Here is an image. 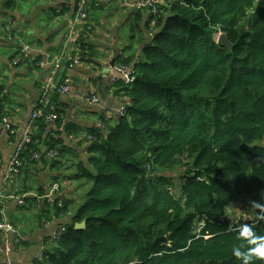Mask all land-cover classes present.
<instances>
[{
    "label": "trees",
    "instance_id": "trees-1",
    "mask_svg": "<svg viewBox=\"0 0 264 264\" xmlns=\"http://www.w3.org/2000/svg\"><path fill=\"white\" fill-rule=\"evenodd\" d=\"M100 7L90 0L89 21ZM157 7L154 15L131 10L128 30L149 41L142 59L115 60L134 67L131 82L112 84L124 112L86 133L88 166L77 161L73 176L91 185L34 264H240L232 254L243 243L239 229L248 224L264 235V212L250 203L264 202V0H164ZM91 31V24L80 27L55 87L36 106L41 115L19 173L60 162L65 147L54 134L77 137L62 116L59 88L74 56L81 62L95 54ZM221 32L230 49L217 43ZM3 117L0 105V123ZM49 151L57 156L47 158ZM58 203L56 216L67 214L68 203ZM235 204L253 219L230 218ZM81 221L85 227L74 229Z\"/></svg>",
    "mask_w": 264,
    "mask_h": 264
},
{
    "label": "crops",
    "instance_id": "crops-1",
    "mask_svg": "<svg viewBox=\"0 0 264 264\" xmlns=\"http://www.w3.org/2000/svg\"><path fill=\"white\" fill-rule=\"evenodd\" d=\"M99 2L101 7L92 10L93 17L87 23L92 27L88 40L95 54L68 70L70 90L61 97L62 116L66 122L77 126V137L72 133L67 136L65 132L54 134L65 147L62 156L56 158L60 162L54 165L50 161L41 162L4 180L15 146L31 118L32 109L38 104L41 86L51 70L50 63L41 67L39 60L49 62L61 50L75 0H35L24 6L18 0H0L3 20L0 24V105L4 117L15 128L14 133L0 131V190L5 195L0 217L25 238L22 245L17 246L14 233L0 228V244H11L8 255L0 252V264H5L8 258L17 264H34L45 250L53 248V235L70 222L71 214L83 202L90 186L88 181L73 176L76 173L74 163L82 161L88 166L86 133L98 127L102 118L113 116L123 103L112 87L113 79L123 77L115 67V60L118 56L129 55L137 60L142 45L149 41L146 35L141 42L139 37L134 40L128 35L123 37L126 27L133 24V8L125 6L122 0ZM21 40L30 44L33 59L13 65ZM112 60L113 65L110 64ZM128 67L129 70L134 68L132 64ZM91 95L98 98L97 103L87 100ZM54 183L58 186L52 192ZM23 195L25 202L19 204L18 198ZM55 202L61 205L67 202V214L56 216Z\"/></svg>",
    "mask_w": 264,
    "mask_h": 264
},
{
    "label": "built area",
    "instance_id": "built-area-1",
    "mask_svg": "<svg viewBox=\"0 0 264 264\" xmlns=\"http://www.w3.org/2000/svg\"><path fill=\"white\" fill-rule=\"evenodd\" d=\"M56 2L62 1V0H55ZM89 2L90 0H75V9L73 12V16L69 19L68 21V32L67 36L64 40L63 46L59 53L55 55L49 62L48 61H39V66L44 67L45 64L50 63L51 70L50 73L48 74V77L44 84L41 86V94L40 98L38 101V104L42 103L46 97H48L49 90L53 87H55L56 79L57 76L60 72V69L63 67V62L65 61L66 57L68 56V51L69 48L73 47L74 43L77 40L78 37V30L80 29L81 26L85 25L88 23V7H89ZM122 3L133 9H145L148 14L154 15L158 13V7L157 5H160L161 0H122ZM88 28H90L88 26ZM31 47L28 43H26L24 40H21L19 43V54L14 57L12 64L17 65L20 63L23 59L29 58L31 56ZM29 59H33L29 58ZM80 61L79 57L76 55L73 57L72 63L69 64V66L73 67L74 65L78 64ZM116 69L122 73L123 77L113 79V83L117 81L118 79H123L126 83L131 82V74L132 70H129L128 66L126 65H115ZM66 83L61 85L59 88V91L61 93H68L70 90V78L65 79ZM112 83V84H113ZM87 100L90 101L91 103H97L98 98L95 95L87 96ZM37 104V105H38ZM36 105V106H37ZM34 108L33 112L31 113V118L28 121V123L25 125L21 138L17 142L15 146V150L13 152V155L9 161L8 167L5 171L4 175V180H10L14 176L19 174L20 167L22 164V157L21 154L23 152L24 146L26 143L30 141V134L33 131L34 128V121L36 117L41 115V110L38 108ZM124 112V107L121 106L119 108H116L115 111L113 112V115L115 116H120ZM56 114H52L49 116V120L53 122L56 119ZM98 125H101V121L98 123ZM0 131H5V132H15L14 125L12 124L11 121H8L7 117H3L1 120L0 124ZM70 136V135H69ZM88 138H90L89 135H86ZM71 138V137H70ZM47 155L51 158H54L57 156L56 151H49L47 152ZM40 156L39 153H34V157L38 158ZM57 183H54L52 185V192L57 189ZM50 196V194L48 195ZM5 195L3 192L0 190V215L2 216V202L4 199ZM25 199L24 195L22 197L18 198V203L19 204H24ZM59 206H61V203H58ZM247 213V212H246ZM243 219H249V218H243ZM7 228L11 230L14 235L17 237V240L24 241V236L19 232V230L15 229L13 226L3 223V220L0 223V228ZM64 228L62 227L57 230V232L53 235L52 241L58 238V236L64 232ZM11 251V244L8 242H5L3 244H0V252L5 253L8 255ZM5 264H17L13 261H11L9 258L6 260Z\"/></svg>",
    "mask_w": 264,
    "mask_h": 264
},
{
    "label": "clouds",
    "instance_id": "clouds-1",
    "mask_svg": "<svg viewBox=\"0 0 264 264\" xmlns=\"http://www.w3.org/2000/svg\"><path fill=\"white\" fill-rule=\"evenodd\" d=\"M264 201V192L261 193ZM251 206L264 212V202L251 201ZM264 219V216H261ZM240 245L233 246L232 254L240 264H256L264 262V235H258L251 225L245 224L239 229Z\"/></svg>",
    "mask_w": 264,
    "mask_h": 264
},
{
    "label": "rangeland",
    "instance_id": "rangeland-1",
    "mask_svg": "<svg viewBox=\"0 0 264 264\" xmlns=\"http://www.w3.org/2000/svg\"><path fill=\"white\" fill-rule=\"evenodd\" d=\"M32 1H35V0H18V2L22 5V6H24V5H26L27 3H30V2H32ZM2 19H1V17H0V24L2 23ZM126 35H128V37L129 36H133V38H130V39H137L138 37H139V33H138V31H134V32H131V31H129L128 30V27H126V34L123 36V37H125L126 38ZM137 48V47H136ZM136 48H134V50L136 49ZM143 57H142V55H141V52H140V55H139V60L140 59H142ZM90 183V182H89ZM90 185H91V183H90ZM90 187V186H89ZM86 197V196H85ZM85 200V199H84ZM83 200V201H84ZM79 206V205H78ZM228 212H230V218H237V217H242L243 216V218H249V219H253V216L251 215V213H249L248 211H247V209L244 207V206H242V205H237V204H235L234 206H233V208H231V207H229L228 208ZM245 211H247L248 212V214L245 212Z\"/></svg>",
    "mask_w": 264,
    "mask_h": 264
},
{
    "label": "water",
    "instance_id": "water-1",
    "mask_svg": "<svg viewBox=\"0 0 264 264\" xmlns=\"http://www.w3.org/2000/svg\"><path fill=\"white\" fill-rule=\"evenodd\" d=\"M217 43L220 46L226 47L228 49H230L232 47V43L229 41V39L226 37V35L224 33H219L218 37H217ZM111 65L114 64V60H112L110 62ZM85 227V221H81L79 223H75L74 225V229H82Z\"/></svg>",
    "mask_w": 264,
    "mask_h": 264
},
{
    "label": "bare ground",
    "instance_id": "bare-ground-1",
    "mask_svg": "<svg viewBox=\"0 0 264 264\" xmlns=\"http://www.w3.org/2000/svg\"><path fill=\"white\" fill-rule=\"evenodd\" d=\"M219 35V34H218ZM218 37V36H217ZM27 43V42H26ZM29 44V43H28ZM30 45V44H29ZM1 124V123H0ZM100 126V125H99Z\"/></svg>",
    "mask_w": 264,
    "mask_h": 264
}]
</instances>
